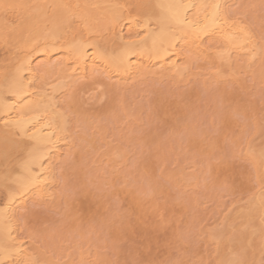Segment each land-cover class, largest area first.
<instances>
[{"label": "rangeland", "instance_id": "rangeland-1", "mask_svg": "<svg viewBox=\"0 0 264 264\" xmlns=\"http://www.w3.org/2000/svg\"><path fill=\"white\" fill-rule=\"evenodd\" d=\"M230 2L234 4H231L232 8L229 7L233 12L228 8L229 13L236 12L234 18L243 16V22L255 35L253 37H259L264 42V0ZM242 11L245 13L242 14ZM0 50L1 53L5 51ZM207 52L205 57L190 56L192 64L189 67L194 74L189 73L187 79L185 76L180 81L170 77L160 79L156 75L154 79L147 77L149 79H144V82L141 79L142 82L134 81L138 87L134 82L133 85L127 84V87L131 86L129 89L114 85L116 89H113L101 82L93 86L95 89L85 87L86 91L83 90L84 86H76L80 91L73 92L71 96L67 93L64 95L65 101L66 97L70 96L67 98L70 100L72 96L73 100L76 97L74 104L77 105L79 101L78 105L83 108L74 105V109L71 106L75 111L72 115L68 109L70 107H64L66 103H62V109L70 112L66 111L67 116L79 117V113L83 119L68 117L69 126L66 128L71 130L72 136L68 129L67 134L72 138L67 140H70L71 148L67 149L68 154L65 153L67 160L64 155V160L61 158V163L65 161L64 164L59 162L61 168L58 163L55 165L58 166L55 169L59 170L53 172V187H56L52 188L56 195L49 205L28 201L26 209L31 213L28 217L23 216L25 208L18 210L23 213H19L20 220L17 218V227L21 232L18 231L19 236L21 234L23 241L27 242L25 246L29 247L28 250L33 251L34 248L38 261L43 262L51 257L49 261L52 264L53 261L54 264L57 261L59 264H135L138 260H152L155 264H174L178 260L187 261L188 264H199L200 261L204 264L209 261L212 264H228L227 259L238 241L246 256L253 255V258L245 256L246 259L245 253L243 255L236 246L234 251H239L245 258L241 262L244 259V264H249V261L251 264H264V240L248 238L251 223L244 213L242 217L239 216L243 209L247 212L249 207L246 206L258 194L257 189L261 186V190H264V175L261 174H264V165L255 163L252 159L255 155H249L250 150L264 140V68L256 64V71L253 68L255 65H250L254 70L249 71L248 66H245L248 68L246 70L241 66V60H237L235 62L239 65L234 66L231 72L228 63H224V66L221 60L222 64H218V54H211L213 48ZM213 68H222L223 75L218 77ZM50 74L52 76L47 74L50 79L45 75L48 82L56 77ZM100 84L104 89H99ZM100 91H106V98L104 93L102 97L99 95ZM96 120L99 124L97 127ZM79 133L84 138L79 137ZM87 138L93 140V147L91 144L88 148V145L85 146L86 142L88 144ZM82 144L84 149L80 148ZM107 144L113 148H116L113 145H122L127 149L128 155L120 161L123 164L114 165V162L109 165L111 160L103 154ZM72 146L77 150L74 151ZM233 150L237 158L225 182L215 161L217 154L223 151L232 153ZM100 154H103L100 157L102 161L98 160L100 165L92 161V164H86L88 159ZM3 164L7 165L6 162ZM94 168L97 175H94ZM110 168L112 172L107 171ZM191 170L198 173L196 178L192 177L196 183L191 177L187 179L194 173ZM183 177L186 178L184 181ZM181 181L187 184L192 182L186 187ZM4 184L7 185L6 182ZM250 198L253 199L250 201ZM162 215L163 221L160 219ZM260 217L258 221L264 224V215L262 219ZM231 226L235 227V232L239 228L238 233H231ZM242 233L245 244L237 239ZM216 234L220 235L216 237ZM222 234L224 237H219ZM223 243H230L229 248ZM220 245L227 248L222 251ZM228 249L231 254L226 251ZM221 251L225 255L228 253L227 256L222 255ZM224 258H227V262Z\"/></svg>", "mask_w": 264, "mask_h": 264}, {"label": "bare ground", "instance_id": "bare-ground-1", "mask_svg": "<svg viewBox=\"0 0 264 264\" xmlns=\"http://www.w3.org/2000/svg\"><path fill=\"white\" fill-rule=\"evenodd\" d=\"M230 1L0 0V49H5V54L0 58V163H7V165L5 164L6 166L3 164V167L0 164V168H2L0 169V188L4 187L0 189L4 190L0 192L2 194L0 196V264H24L26 260L36 261L37 264H52V261H49L50 259L52 260L51 257L47 259H44L46 258L44 256V258L40 257L44 259L43 262L42 260L40 262L34 256L36 253L33 252L34 248L33 251L31 249L28 250L29 247L25 246L28 245L25 244L27 242L23 241L21 234L19 236L20 231L18 230L19 226L17 227V221L19 222L20 220L18 216L20 211H22L21 209L27 208L26 203L28 201L49 205L56 195H54L53 191V188L56 187H53V183H55V173L53 175V172L58 170L55 169L56 167L59 166L61 168L59 164L64 159L67 160L68 155L66 158L65 153L67 149L71 148V142L67 140L70 135L67 133L70 132L72 136L71 130L66 128L69 126L68 120L70 116H67L69 115L67 114L69 110L62 109V103H66L64 107H70L68 109H70L71 114L75 112L72 108L75 109L73 106L76 105L74 104L76 97L74 100L72 99L73 96L71 100L67 98L73 92L76 91L77 93L80 91L77 87L84 86L83 90H86L85 87L92 90L95 89L96 84L104 82V84H109L113 89L115 87L129 89L131 86H127L132 84V82H138L140 79L144 82L147 77L154 79L156 75L160 79L162 77H170L180 81L183 80L182 77L184 76L187 79V75H190L189 73L191 75L194 74L189 67L192 64L190 63V56L191 58L196 56L200 58L212 48L214 52H211V54L215 53L213 56L217 55L219 51L225 52L223 57L217 55V62H220L218 63L219 65L222 62V65L224 63L227 65L228 63L231 66V72L234 66L239 65V63L236 64L237 60H241V66L244 68L245 66L250 68V65H255L253 68L257 71L256 64H258V67L263 66L262 68H264V62H261L264 59V42L258 39V36V40L253 37L255 35L251 32L252 29H248L250 36H245L243 33H238L234 27L225 23V19L229 21L235 19L234 14L236 12L229 13L230 8L234 4ZM216 4L221 5L218 13L213 8V5ZM2 5H10L11 7L5 9ZM245 12L242 11V14ZM208 45H211L212 48H209ZM217 56L214 58L216 59ZM253 70L252 68L249 69V71ZM228 72L230 71L228 70ZM50 73L56 76H53L54 80L51 79L53 80L52 82L50 80V82L46 81L47 77H45L47 74L52 76ZM49 75H47L48 78ZM230 75L233 74L230 73ZM137 82H134V84H137ZM101 84L100 87L97 85V88L99 87L100 89L103 86ZM102 88L104 89V87ZM105 88L107 89V87ZM108 89L110 90V88ZM109 90H107V95ZM105 92L100 91L99 95L104 93L103 96L106 98ZM66 93L70 95L66 97L68 103L64 98ZM101 97L99 96V99ZM81 100L84 102L83 99ZM77 103L79 104L80 102L78 101ZM78 104L76 107H80ZM120 104L122 106V103ZM78 111L80 110L78 109ZM78 115L82 116L79 113ZM66 117L69 118L67 119ZM73 117L79 120L78 116H71L70 119H73ZM6 124L7 127L5 126ZM95 125L96 127L97 125L99 126L98 122ZM101 126L103 128L102 124ZM67 129L70 131L67 132ZM80 136L82 135L79 133ZM82 137L84 138V136ZM87 141L88 144L85 141V146L88 145L87 148L89 144L92 147L94 146L93 140L87 138ZM105 141L104 143L106 144ZM74 144L73 146L76 147ZM79 144L81 145V143ZM107 145H104L106 151L103 154L108 157H106L107 159L111 160L109 165L111 166V163L113 164L114 162V165L122 163L120 161L128 155L126 153L127 149L123 148L122 145L119 147L113 145L117 149L110 144ZM73 146L72 149L74 150ZM259 146L257 145L256 149L252 148L256 154L253 150H250V146H247L250 149H246L247 151H252V156L255 155V158L252 157L256 161L255 163L261 162L264 165V160L261 157V150L264 149V140ZM80 148L84 149L83 144ZM15 154L19 158H15L18 157L17 155L13 157ZM103 154H100L99 157L97 156L98 159L97 157L88 159L86 164H92L93 162L100 165L102 161H100V157ZM63 155L65 156L64 159L62 158ZM74 161L76 162V160ZM89 161L92 162L90 163ZM56 164L58 166L55 167ZM106 164L108 165V162ZM90 167L89 169H91ZM116 169L118 168L116 167ZM95 170L94 168L93 171L95 172ZM111 170L112 168L107 171ZM196 173H191L192 175L188 176L187 179H190L189 177L191 179L192 177L196 178ZM261 174L264 175L263 173ZM94 175H97V173L95 172ZM182 179L184 181L186 178L183 177ZM192 181L195 182L196 179H192ZM5 182L7 185L4 184ZM191 182H188V184L183 182V185L187 187ZM259 189L256 191L258 194L254 192L256 196L252 194L254 199L252 198L253 201H251L252 199L250 198L251 204L246 206L249 207L247 212H244L243 209L242 213L240 211L238 213L240 212V217L244 213L247 220L251 223L252 230L247 237L250 239L258 238L263 241L264 224L258 221V218L261 216L260 218L262 219L264 215V194L261 193L263 190H261V186ZM8 193H13L11 199ZM228 225L230 226V224ZM238 225L240 226V224ZM237 226L236 228H238ZM234 228L230 232H235ZM238 231L239 228L235 233H238ZM211 234L209 236L213 237ZM217 235L220 234L215 236L217 237ZM223 235L219 237L222 238ZM231 235H228L229 239H232ZM239 235L237 239H241L242 242L244 234ZM223 240H226L227 243L230 242L224 238ZM237 242L238 250L241 249L240 252L243 255L245 253V257L246 252L244 251L243 253L240 247L242 244L239 246L240 243ZM227 243L225 245L230 246V243L228 245ZM242 243L245 244V242ZM257 243L259 244V242ZM225 245L223 243V246ZM71 247L73 246L71 245ZM231 247L233 246L231 245ZM223 248L221 247L220 249L223 251L227 247ZM234 249L231 252L232 254L228 252L231 250H226L231 254L230 258H224V260L227 259L228 262L225 261L228 264H244V259L247 256L249 258L253 256L247 254L244 258L242 254H239V251H234ZM39 252L38 250L37 253L40 254ZM227 254L225 255L222 252V255L227 256ZM69 255L71 254L69 253ZM242 258H244L243 262H241ZM101 261L103 262L104 260ZM56 264H59L58 261ZM249 264H251L250 261Z\"/></svg>", "mask_w": 264, "mask_h": 264}, {"label": "snow or ice", "instance_id": "snow-or-ice-1", "mask_svg": "<svg viewBox=\"0 0 264 264\" xmlns=\"http://www.w3.org/2000/svg\"><path fill=\"white\" fill-rule=\"evenodd\" d=\"M5 9H7L8 7H11L10 5H2ZM213 8L217 10V13L219 12V9L221 8V5L216 4L213 5ZM225 23L229 24L231 27H234L238 33H243L245 36H250V32L248 31V27L247 25L243 22L242 18H235L232 19L231 21H229L228 19H225ZM219 56L223 57L225 55L224 51H219L217 53ZM215 74L220 77L223 75V69L222 68H213L212 69ZM7 127V124L5 125ZM249 155H252L251 152H249ZM261 157L262 160H264V149L261 150ZM236 153L233 150L232 153H229L228 151H223L219 154H217V159L215 161L216 165L218 166V168L220 169V174L223 176V179L225 180V182L228 179V175H229V169L231 168L234 160L236 159ZM264 178V177H262ZM85 195H87L88 193L85 191L84 193ZM9 198L11 199L13 196V193H8ZM31 213L29 212V210H25V216L28 217L30 216ZM161 221L164 220L163 215L160 217ZM35 227V225H34ZM24 264H37L36 261L33 260H26L24 261ZM135 264H155L154 261L152 260H138L135 262ZM174 264H188L187 261H183V260H178L175 261ZM199 264H204L203 261H200ZM208 264H212L211 261L208 262Z\"/></svg>", "mask_w": 264, "mask_h": 264}]
</instances>
